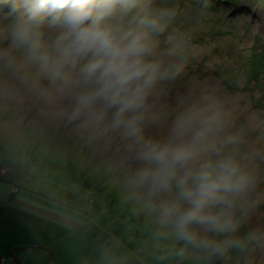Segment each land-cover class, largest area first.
Segmentation results:
<instances>
[{
  "label": "clouds",
  "instance_id": "1",
  "mask_svg": "<svg viewBox=\"0 0 264 264\" xmlns=\"http://www.w3.org/2000/svg\"><path fill=\"white\" fill-rule=\"evenodd\" d=\"M178 15L172 0H0V99L111 151L164 258H223L264 194L226 93L204 82L164 102L186 63L183 35L169 32ZM252 27L264 29V13Z\"/></svg>",
  "mask_w": 264,
  "mask_h": 264
},
{
  "label": "rangeland",
  "instance_id": "2",
  "mask_svg": "<svg viewBox=\"0 0 264 264\" xmlns=\"http://www.w3.org/2000/svg\"><path fill=\"white\" fill-rule=\"evenodd\" d=\"M234 1L211 0L201 12L198 0H172L179 15L169 32L183 35L186 63L164 102L204 82L226 93L235 108L233 130L242 137L239 154L264 194V29L252 27L264 0ZM219 65L229 70L222 81ZM0 164V264H46L48 252L35 245L53 252L49 264H264V202L242 219L232 234L241 244L223 258L195 252L183 261L164 258L152 217L126 199L118 158L32 103L0 99ZM244 234L251 241L241 248Z\"/></svg>",
  "mask_w": 264,
  "mask_h": 264
},
{
  "label": "trees",
  "instance_id": "3",
  "mask_svg": "<svg viewBox=\"0 0 264 264\" xmlns=\"http://www.w3.org/2000/svg\"><path fill=\"white\" fill-rule=\"evenodd\" d=\"M221 2H223L224 4H226V3H230V5L229 6H234L235 5V3H237L236 1H232V0H220ZM219 3V2H218ZM263 59V57L260 59V60H262ZM264 62V60L262 61V63ZM196 65H198V63L196 64ZM198 67H199V71H201L203 68H202V66H199L198 65ZM215 68H216V65H215ZM264 70V69H263ZM214 71V70H213ZM224 71H229V70H227L226 69V67L225 66H222V65H219V67L216 69V71H215V74L217 73V77H219V79L222 81V78L223 77H226L225 75H224ZM0 166H2L1 164H0ZM121 214H118L117 216H118V219H119V221H121V216H120ZM102 230L105 232V233H107L108 235H111V233L109 232V230H107V229H103L102 228ZM116 234V233H115ZM122 236V235H121ZM240 237H241V239L243 240V243H242V245H241V248L242 247H244L246 244H247V241H251L250 239L251 238H248V234H244V235H240ZM240 253H241V250H240Z\"/></svg>",
  "mask_w": 264,
  "mask_h": 264
},
{
  "label": "water",
  "instance_id": "4",
  "mask_svg": "<svg viewBox=\"0 0 264 264\" xmlns=\"http://www.w3.org/2000/svg\"><path fill=\"white\" fill-rule=\"evenodd\" d=\"M34 246H32L33 248ZM35 247L37 248H41L43 250H45L46 252H48V258H47V261H46V264H49L50 261H52V258H53V252H51V250L47 249L46 247L42 246V245H35Z\"/></svg>",
  "mask_w": 264,
  "mask_h": 264
},
{
  "label": "bare ground",
  "instance_id": "5",
  "mask_svg": "<svg viewBox=\"0 0 264 264\" xmlns=\"http://www.w3.org/2000/svg\"><path fill=\"white\" fill-rule=\"evenodd\" d=\"M110 212L112 213V215L116 213V211H115V210H114V211H112V210H111ZM138 235H140V234H138Z\"/></svg>",
  "mask_w": 264,
  "mask_h": 264
},
{
  "label": "crops",
  "instance_id": "6",
  "mask_svg": "<svg viewBox=\"0 0 264 264\" xmlns=\"http://www.w3.org/2000/svg\"><path fill=\"white\" fill-rule=\"evenodd\" d=\"M1 167V169H2V166H0ZM4 174V173H3ZM0 175H2V173H0Z\"/></svg>",
  "mask_w": 264,
  "mask_h": 264
},
{
  "label": "built area",
  "instance_id": "7",
  "mask_svg": "<svg viewBox=\"0 0 264 264\" xmlns=\"http://www.w3.org/2000/svg\"><path fill=\"white\" fill-rule=\"evenodd\" d=\"M0 171H1V168H0Z\"/></svg>",
  "mask_w": 264,
  "mask_h": 264
}]
</instances>
